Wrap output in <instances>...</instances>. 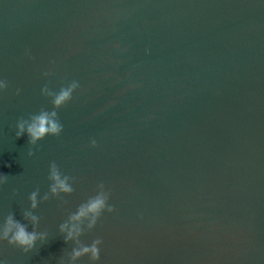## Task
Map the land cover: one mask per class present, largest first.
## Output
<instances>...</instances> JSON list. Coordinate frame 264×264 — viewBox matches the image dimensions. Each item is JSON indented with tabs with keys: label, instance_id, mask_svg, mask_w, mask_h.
<instances>
[{
	"label": "water",
	"instance_id": "1",
	"mask_svg": "<svg viewBox=\"0 0 264 264\" xmlns=\"http://www.w3.org/2000/svg\"><path fill=\"white\" fill-rule=\"evenodd\" d=\"M0 80V220L49 194L52 162L74 189L4 264H67L58 226L99 183L97 264H264V0H0ZM73 80L61 134L16 139Z\"/></svg>",
	"mask_w": 264,
	"mask_h": 264
},
{
	"label": "clouds",
	"instance_id": "2",
	"mask_svg": "<svg viewBox=\"0 0 264 264\" xmlns=\"http://www.w3.org/2000/svg\"><path fill=\"white\" fill-rule=\"evenodd\" d=\"M44 75L47 76L49 73H44ZM6 86V81L0 80V90H4ZM79 87V83L75 80L55 92L49 91L45 86L41 91L51 97L53 110L40 111L27 119L18 120L16 139L24 136L29 144H36L45 137H58L63 130V125L58 118L56 109L67 104ZM90 146H96L94 139L90 141ZM5 176L0 173V183L3 182ZM47 179L49 181L48 193L52 197L71 195L74 191L72 178L63 174L55 162L48 166ZM97 189L95 195L80 203L75 211L69 213L58 226L64 244L68 245L70 242L72 244L67 252V264H77L83 257L88 258L89 264H97L100 259L102 240L97 238L90 244L83 243L81 240L82 236L97 225L102 214H110L114 211L113 206L109 204L110 192L105 191V185L99 183ZM49 194H45L39 201L37 192L34 191L29 195V207L22 213L23 222L15 219L13 215H8L0 220V242H6L9 246L18 248L24 253L32 252L38 243L44 244L48 239V234L46 231L37 230L40 217L35 215L34 211L40 203L49 199ZM0 264H4L3 260H0ZM59 264H61V260Z\"/></svg>",
	"mask_w": 264,
	"mask_h": 264
}]
</instances>
